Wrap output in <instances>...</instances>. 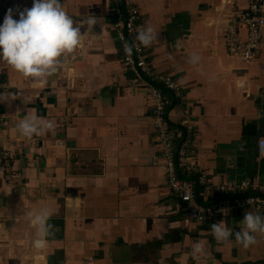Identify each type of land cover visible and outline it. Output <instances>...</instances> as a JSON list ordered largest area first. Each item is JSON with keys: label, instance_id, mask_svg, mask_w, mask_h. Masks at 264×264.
Returning <instances> with one entry per match:
<instances>
[{"label": "crops", "instance_id": "1", "mask_svg": "<svg viewBox=\"0 0 264 264\" xmlns=\"http://www.w3.org/2000/svg\"><path fill=\"white\" fill-rule=\"evenodd\" d=\"M140 7L142 30L157 39L146 53L163 74L182 86L169 119L194 124L190 162L215 182L249 180L264 185V37L246 64L227 52L224 31L241 21L247 0H132ZM74 21L94 16L84 47L47 81L25 79L0 59V81L17 99L0 102L7 119L0 145L18 154L21 175H0V264H179L204 242L207 257L187 264H264V234L244 248L235 239L254 205L228 209L218 220L233 235L218 244L212 221L199 223L169 189L155 142L150 83L124 63L113 30L112 9L122 0H61ZM33 0H0V25ZM198 55L197 64L189 63ZM55 123V131L23 137L16 128L26 116ZM231 169H235L232 172ZM191 178L195 174L189 175ZM204 203L223 195H207ZM50 207L57 231L37 250V229L28 214ZM263 216V215H262Z\"/></svg>", "mask_w": 264, "mask_h": 264}, {"label": "built area", "instance_id": "2", "mask_svg": "<svg viewBox=\"0 0 264 264\" xmlns=\"http://www.w3.org/2000/svg\"><path fill=\"white\" fill-rule=\"evenodd\" d=\"M247 3L248 6L241 15L246 35L243 36L233 26H229L223 36L227 52L239 56L246 64H250L255 59L264 37V0H247ZM112 13L115 17L112 23L113 30L121 44L125 65L135 71L138 77L150 83L147 92L152 103L154 138L161 152L166 183L172 193L182 201L188 215L199 223L207 221L216 223L228 209L250 204L264 216V185L249 180L215 182L205 170L190 162L194 124L186 119L183 126H176L169 119L173 98L182 96L181 84L173 75L158 71L142 45L139 51L134 48L131 56L125 53V44H139L136 36L143 19L140 7L132 0H122V5L114 7ZM0 85L9 88L6 82L0 81ZM6 119L0 114V127L6 123ZM261 140L264 138L259 141ZM258 153L264 159V147L259 143ZM17 161V153L7 145H0L1 176L14 178L21 175ZM192 174L198 177L202 191L204 190L207 195H223L222 198L215 203H204L200 198V190L197 198L195 180L189 176Z\"/></svg>", "mask_w": 264, "mask_h": 264}, {"label": "clouds", "instance_id": "3", "mask_svg": "<svg viewBox=\"0 0 264 264\" xmlns=\"http://www.w3.org/2000/svg\"><path fill=\"white\" fill-rule=\"evenodd\" d=\"M13 9H9L3 24L0 25V59L6 62L14 71L25 79L33 81H47L56 74L70 57L86 43L85 31L92 30L99 21L94 16L83 17L74 21L61 4V0H33V6L19 13V19L13 18ZM157 39V32L153 26L147 25L139 30L136 40L139 44H125V53L132 55L133 49L140 50V46L147 48ZM198 55H191L188 62L197 64ZM7 86L0 85V88ZM17 95L8 91H0V102L16 100ZM16 128L20 134L28 139L42 136L55 131V123L37 115L26 116L18 122ZM264 147V140L258 142ZM53 215L50 207L32 210L28 214L31 224L37 229V238L33 244L37 250L47 245V238L55 235L57 229L51 221ZM243 227L235 233L238 244L249 248L256 244V233L264 234V216L258 212H246L242 222ZM212 234L218 244L227 243L233 232L225 227L224 222L212 224ZM204 242L195 243L191 252L180 258L179 264H187L189 258L196 260L207 257Z\"/></svg>", "mask_w": 264, "mask_h": 264}, {"label": "water", "instance_id": "4", "mask_svg": "<svg viewBox=\"0 0 264 264\" xmlns=\"http://www.w3.org/2000/svg\"><path fill=\"white\" fill-rule=\"evenodd\" d=\"M231 170H232V172H235V171H234L235 169H231ZM193 180H195V183H196V196H197V198H199V184H198V177H197V176L193 177Z\"/></svg>", "mask_w": 264, "mask_h": 264}]
</instances>
